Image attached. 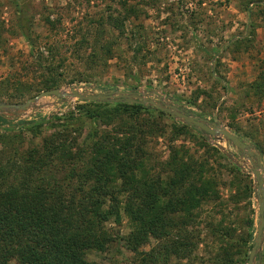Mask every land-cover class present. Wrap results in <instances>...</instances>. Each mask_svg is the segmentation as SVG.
<instances>
[{
  "label": "rangeland",
  "instance_id": "rangeland-1",
  "mask_svg": "<svg viewBox=\"0 0 264 264\" xmlns=\"http://www.w3.org/2000/svg\"><path fill=\"white\" fill-rule=\"evenodd\" d=\"M19 4L0 0V102L23 103L53 88L66 93L73 88L86 93L133 91L215 122L254 151L249 156L222 134L199 131L166 111L159 116L156 106L141 104L152 109L136 118L140 140L145 142V164L140 177L121 180V189L110 181L112 191L134 197L150 183L166 182L170 146L185 145L195 167H204L189 181L200 186L203 175L213 179L217 196H198L202 206L195 222L189 213L170 214L163 237L149 236L139 252L130 247L134 225L122 213L118 221L104 223L111 239L104 249L87 251V259L97 264H220L216 257L221 261L223 255L216 249L222 245L221 237L210 235L211 224L222 221L223 227L237 228L239 237L250 203L254 226L247 264L259 224V183L253 171L257 156L264 176V0H23ZM19 6L26 10L35 53L22 33ZM52 80L58 84L50 87ZM90 102L120 103L50 95L26 110L0 109V116L8 120H0V184L16 185L26 179L33 186L36 178L53 186L65 182L75 162L45 149V139L54 129L36 135L32 128L36 124L45 128L48 120L70 113L78 116L79 106ZM114 122L112 126L122 121ZM83 126L79 142L90 123ZM85 163H76L79 175L67 191L80 184L93 186L83 180ZM248 186L249 197L238 198L237 193ZM162 192L160 187L158 194ZM111 199L107 204L125 201L121 196ZM176 240L183 244L176 245ZM177 246H182L179 253L169 255ZM254 264H264V236Z\"/></svg>",
  "mask_w": 264,
  "mask_h": 264
},
{
  "label": "trees",
  "instance_id": "trees-1",
  "mask_svg": "<svg viewBox=\"0 0 264 264\" xmlns=\"http://www.w3.org/2000/svg\"><path fill=\"white\" fill-rule=\"evenodd\" d=\"M15 1L17 5L23 3V0ZM25 12L23 6H19V24L35 53V41L30 25L25 23ZM57 84L52 80L50 87ZM151 110L141 104L90 102L79 106L78 116L70 113L56 117L58 122L62 121L60 123L53 119L48 120L45 128L44 124L33 126L36 135H40L43 129H54L45 139V149L75 164L65 175V182L54 186L41 178H36L33 186L26 179L16 185L0 184V264H97L87 259V251L105 248L111 236L104 223L111 219L118 221L122 213L128 214L134 225L129 243L136 252L149 236L163 237L166 218L170 214L189 213V220L195 222L199 215L197 210L202 206L198 196L215 197L218 189L216 181L204 175L200 186L189 181L194 171L199 170L202 174L204 167H195L197 163L192 162L185 145L170 146L172 156L166 182L157 181L158 185L150 183L134 197L124 194L125 191H112L114 183L122 188L123 178L140 177L138 173L145 164L147 153L145 142L140 140L137 131L139 125L136 118ZM154 110L159 116L166 114L160 109ZM0 120L8 121L3 116ZM118 120L122 122L112 126ZM84 122L90 123L89 130L79 142L77 138L83 135ZM73 133H76L74 142L70 140ZM36 152L38 150H34L33 154ZM30 160L34 164L38 162L32 157ZM76 163L86 164L87 173L83 180L93 185L90 189L80 184L74 191L66 190L79 175ZM115 173H118L116 177L109 176ZM160 187H163L162 194H158ZM251 188H243L237 197H249ZM165 195L169 196L167 200H163ZM119 196L125 201L107 204L110 198L117 200ZM249 208L246 227L237 238V228L223 227L222 221L216 226L211 224L210 235L217 239L221 237L222 243L218 244L216 254L223 257L221 261L216 257V262L244 264L247 247L253 238L250 227L254 226V221L250 214L254 210L250 203ZM176 243L183 244L179 240ZM177 249L181 250L182 246L174 247L169 255L179 253Z\"/></svg>",
  "mask_w": 264,
  "mask_h": 264
},
{
  "label": "water",
  "instance_id": "water-1",
  "mask_svg": "<svg viewBox=\"0 0 264 264\" xmlns=\"http://www.w3.org/2000/svg\"><path fill=\"white\" fill-rule=\"evenodd\" d=\"M50 95H56L58 97H64L69 95L88 101L127 102V103L143 104V105H153L163 111L168 112L172 116L183 120L186 124L195 127L199 131L206 132L211 135L222 134L225 137L229 138L243 153L249 156L254 155V151L250 145H248L241 138H239L238 136H236L226 128L217 125L215 122H211L206 118L193 115L190 112L183 110L177 106L171 104H163L157 99L144 97L142 95H139V93L133 91L118 90V91H102L96 93H86L73 88L71 90V93H66V92H62L60 88H53V89L44 90L41 93H39L37 96L31 97L26 102L23 103L0 102V109L17 108L19 110H26L38 98L44 96H50ZM257 163L258 164L255 165L253 171L259 183L258 185L259 224L257 227L255 242L253 248L250 251L247 264H254L257 253L261 248L263 242V236H264V176L260 171V168H262L263 166L259 156H257Z\"/></svg>",
  "mask_w": 264,
  "mask_h": 264
}]
</instances>
